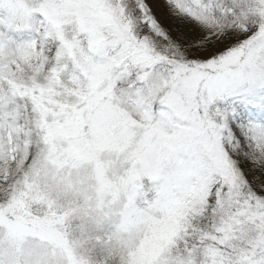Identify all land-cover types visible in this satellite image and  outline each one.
Returning a JSON list of instances; mask_svg holds the SVG:
<instances>
[{"label":"snow or ice","instance_id":"6c2138e0","mask_svg":"<svg viewBox=\"0 0 264 264\" xmlns=\"http://www.w3.org/2000/svg\"><path fill=\"white\" fill-rule=\"evenodd\" d=\"M0 264H264V0H0Z\"/></svg>","mask_w":264,"mask_h":264}]
</instances>
